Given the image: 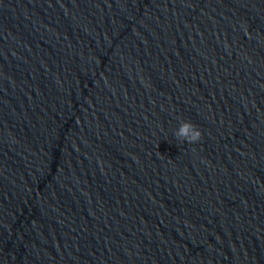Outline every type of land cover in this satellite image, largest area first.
I'll return each mask as SVG.
<instances>
[{"label": "water", "instance_id": "obj_1", "mask_svg": "<svg viewBox=\"0 0 264 264\" xmlns=\"http://www.w3.org/2000/svg\"><path fill=\"white\" fill-rule=\"evenodd\" d=\"M0 264H264V0H0Z\"/></svg>", "mask_w": 264, "mask_h": 264}, {"label": "clouds", "instance_id": "obj_2", "mask_svg": "<svg viewBox=\"0 0 264 264\" xmlns=\"http://www.w3.org/2000/svg\"><path fill=\"white\" fill-rule=\"evenodd\" d=\"M175 135L178 138L184 139V140H192L195 141L198 139L199 133L196 129L193 128V126L189 123H181L176 131Z\"/></svg>", "mask_w": 264, "mask_h": 264}]
</instances>
